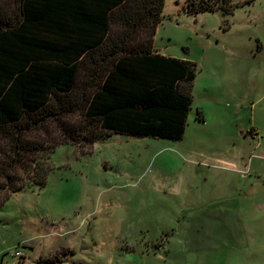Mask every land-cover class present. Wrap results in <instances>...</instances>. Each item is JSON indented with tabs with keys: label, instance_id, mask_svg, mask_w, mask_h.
<instances>
[{
	"label": "rangeland",
	"instance_id": "obj_1",
	"mask_svg": "<svg viewBox=\"0 0 264 264\" xmlns=\"http://www.w3.org/2000/svg\"><path fill=\"white\" fill-rule=\"evenodd\" d=\"M177 1L152 47L196 66L181 136L55 145L43 185L0 204V264H264V0L227 14Z\"/></svg>",
	"mask_w": 264,
	"mask_h": 264
},
{
	"label": "trees",
	"instance_id": "obj_2",
	"mask_svg": "<svg viewBox=\"0 0 264 264\" xmlns=\"http://www.w3.org/2000/svg\"><path fill=\"white\" fill-rule=\"evenodd\" d=\"M14 2L0 7V204L43 185L57 144L83 147L113 131L181 136L196 66L152 47L163 0ZM236 4L185 0L184 11ZM48 122L55 133L30 137Z\"/></svg>",
	"mask_w": 264,
	"mask_h": 264
},
{
	"label": "built area",
	"instance_id": "obj_3",
	"mask_svg": "<svg viewBox=\"0 0 264 264\" xmlns=\"http://www.w3.org/2000/svg\"><path fill=\"white\" fill-rule=\"evenodd\" d=\"M13 255H19V251L18 250H15L14 252H13Z\"/></svg>",
	"mask_w": 264,
	"mask_h": 264
},
{
	"label": "crops",
	"instance_id": "obj_4",
	"mask_svg": "<svg viewBox=\"0 0 264 264\" xmlns=\"http://www.w3.org/2000/svg\"><path fill=\"white\" fill-rule=\"evenodd\" d=\"M174 2H175V4H176V3L179 4V1H177V0H174ZM154 31H155V29H154ZM243 217L245 218L246 216L243 215ZM243 217L241 216V218H243Z\"/></svg>",
	"mask_w": 264,
	"mask_h": 264
}]
</instances>
